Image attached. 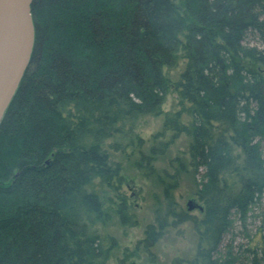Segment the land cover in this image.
I'll list each match as a JSON object with an SVG mask.
<instances>
[{
  "label": "trees",
  "instance_id": "1",
  "mask_svg": "<svg viewBox=\"0 0 264 264\" xmlns=\"http://www.w3.org/2000/svg\"><path fill=\"white\" fill-rule=\"evenodd\" d=\"M30 8V62L0 121V264L107 259L114 240L96 227L105 202L88 186L121 189V165L103 146L125 152L139 120L162 114L163 69L179 52L182 110L166 113L164 126L189 139L203 211L176 213L166 185L164 215L137 246L148 253L170 220L191 222L198 243L186 264L240 260L220 255L235 222L246 227L252 208L264 211V0H33ZM248 34L263 46L244 45ZM129 209L121 197L125 227L136 225ZM247 250L244 264H264L263 233Z\"/></svg>",
  "mask_w": 264,
  "mask_h": 264
},
{
  "label": "rangeland",
  "instance_id": "2",
  "mask_svg": "<svg viewBox=\"0 0 264 264\" xmlns=\"http://www.w3.org/2000/svg\"><path fill=\"white\" fill-rule=\"evenodd\" d=\"M244 45L262 47L263 44L255 34H248ZM186 61L181 52L175 66L164 68L163 72L170 84V90L162 106V114L158 116H144L137 126V137L134 144L125 152H114L109 148L108 141L103 147L108 151L111 160L120 163L123 183L121 189L115 193L107 187H100L97 181L88 186L89 191L95 192L104 199V221L97 223V231L105 238L114 240L109 247L107 259L101 264H186L197 248L198 232L191 222L171 224L163 231L162 237L146 253L137 243L145 237L148 226H157L159 219L164 215L165 199L164 188L168 185L176 213L183 211L188 216L199 218L198 209L187 211L189 200L201 203L195 196L201 185V178L196 176L189 165V139L185 135H175L166 129L164 119L166 113L175 114L182 110L173 86L184 70ZM183 123L190 118L183 113L180 117ZM165 152L152 155V148L163 147ZM264 151V143L262 144ZM144 155V156H142ZM142 156V157H141ZM149 158V161L146 158ZM144 163L139 169L138 163ZM147 161V162H146ZM124 197L129 205V212L136 220L133 227L122 226L117 214V204ZM264 235V211L259 206L252 208L249 213L246 227L236 221L232 230L226 235L221 247V259L227 263L244 264L250 257V249L260 234ZM225 246H232L231 257L227 255ZM140 248V249H138ZM231 252L230 250H228ZM151 255L154 261L151 262ZM228 257L230 259H228Z\"/></svg>",
  "mask_w": 264,
  "mask_h": 264
},
{
  "label": "water",
  "instance_id": "3",
  "mask_svg": "<svg viewBox=\"0 0 264 264\" xmlns=\"http://www.w3.org/2000/svg\"><path fill=\"white\" fill-rule=\"evenodd\" d=\"M33 0H0V121L28 65L34 45ZM187 211L203 208L189 200Z\"/></svg>",
  "mask_w": 264,
  "mask_h": 264
}]
</instances>
